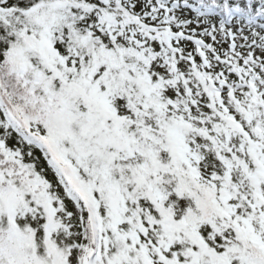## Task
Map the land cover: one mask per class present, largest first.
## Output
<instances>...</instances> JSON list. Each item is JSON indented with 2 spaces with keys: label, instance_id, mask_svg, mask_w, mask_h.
I'll list each match as a JSON object with an SVG mask.
<instances>
[{
  "label": "snow or ice",
  "instance_id": "obj_1",
  "mask_svg": "<svg viewBox=\"0 0 264 264\" xmlns=\"http://www.w3.org/2000/svg\"><path fill=\"white\" fill-rule=\"evenodd\" d=\"M0 264H264V0H0Z\"/></svg>",
  "mask_w": 264,
  "mask_h": 264
}]
</instances>
